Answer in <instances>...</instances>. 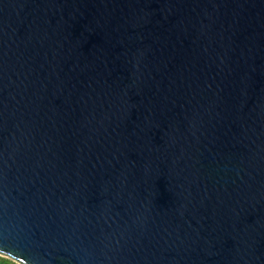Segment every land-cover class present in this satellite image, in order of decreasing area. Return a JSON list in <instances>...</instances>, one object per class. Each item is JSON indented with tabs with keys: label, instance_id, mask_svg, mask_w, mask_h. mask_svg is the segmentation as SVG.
Instances as JSON below:
<instances>
[{
	"label": "water",
	"instance_id": "95a60500",
	"mask_svg": "<svg viewBox=\"0 0 264 264\" xmlns=\"http://www.w3.org/2000/svg\"><path fill=\"white\" fill-rule=\"evenodd\" d=\"M0 256L264 264V0H0Z\"/></svg>",
	"mask_w": 264,
	"mask_h": 264
},
{
	"label": "trees",
	"instance_id": "16d2710c",
	"mask_svg": "<svg viewBox=\"0 0 264 264\" xmlns=\"http://www.w3.org/2000/svg\"><path fill=\"white\" fill-rule=\"evenodd\" d=\"M0 264H17V263L10 260V259H7V258L0 256Z\"/></svg>",
	"mask_w": 264,
	"mask_h": 264
}]
</instances>
